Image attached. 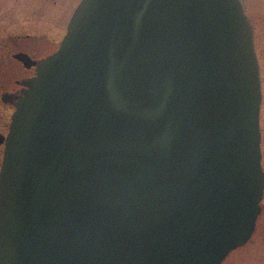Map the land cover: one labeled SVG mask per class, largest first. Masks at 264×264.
I'll return each mask as SVG.
<instances>
[{"label":"water","instance_id":"obj_1","mask_svg":"<svg viewBox=\"0 0 264 264\" xmlns=\"http://www.w3.org/2000/svg\"><path fill=\"white\" fill-rule=\"evenodd\" d=\"M11 99L0 264H221L264 190L242 0H81Z\"/></svg>","mask_w":264,"mask_h":264},{"label":"flooded vegetation","instance_id":"obj_2","mask_svg":"<svg viewBox=\"0 0 264 264\" xmlns=\"http://www.w3.org/2000/svg\"><path fill=\"white\" fill-rule=\"evenodd\" d=\"M3 1L4 0H0V7H2ZM24 1L28 2L29 0ZM33 1L31 2V5L41 10L53 9L58 11H64L71 8V10L73 11L81 0H77L75 3H73L74 0ZM242 3L251 23L253 31L254 50L258 60L259 80L261 89L259 126L260 147L262 156L263 140L261 134V116L262 109L264 108V7L257 9L254 14H252L249 13L250 11L248 12V6L246 2L242 0ZM69 18L67 16V21L63 18V22L65 23V30L57 40L47 38V36L43 33L40 34L31 32H24L22 34L17 35H9L7 36L9 37L7 41H5V36H0V138L4 139V137L6 136L9 130L11 116L15 109L10 98L19 94L20 90L24 88L23 81L32 77L35 74L37 62L43 58H46L58 49L59 44L66 32ZM6 112L8 113V115L10 114L9 117L7 116L8 118L5 117ZM3 154L4 140L0 142V167L2 164ZM254 232L249 238V240L239 248H242L248 244V242L254 235ZM233 252L234 251H231L222 261L221 264H234L233 260L229 259L230 255ZM256 264H264V260H261V258H259Z\"/></svg>","mask_w":264,"mask_h":264},{"label":"rangeland","instance_id":"obj_3","mask_svg":"<svg viewBox=\"0 0 264 264\" xmlns=\"http://www.w3.org/2000/svg\"><path fill=\"white\" fill-rule=\"evenodd\" d=\"M32 1L4 0L2 2V7H0V36H5V41L8 40L9 37L7 36L9 35H17L24 32L43 33L47 38L57 40L64 32L65 23L63 22V18L67 21V16L69 18L72 14L71 8L64 11L53 9L41 10L32 6ZM76 1L74 0L73 3ZM244 1L248 6V12L250 11L249 13L252 14L257 9L264 7V0ZM9 115L7 112L5 113L6 118ZM261 117V134L263 140L261 162L264 171V108L262 109ZM260 205L261 209L256 222L254 235L247 245L236 249V251L234 250L229 257V259L233 260L234 264H256L259 258L264 260V190Z\"/></svg>","mask_w":264,"mask_h":264}]
</instances>
